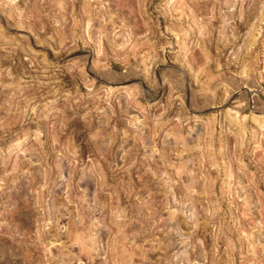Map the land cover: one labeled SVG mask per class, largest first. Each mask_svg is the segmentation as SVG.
Masks as SVG:
<instances>
[{"label": "rangeland", "instance_id": "374dc122", "mask_svg": "<svg viewBox=\"0 0 264 264\" xmlns=\"http://www.w3.org/2000/svg\"><path fill=\"white\" fill-rule=\"evenodd\" d=\"M0 264H264V0H0Z\"/></svg>", "mask_w": 264, "mask_h": 264}, {"label": "built area", "instance_id": "2783aa9c", "mask_svg": "<svg viewBox=\"0 0 264 264\" xmlns=\"http://www.w3.org/2000/svg\"><path fill=\"white\" fill-rule=\"evenodd\" d=\"M250 100H249V105L253 108V109H257L259 107H261L262 105H260L256 99H255V95H250Z\"/></svg>", "mask_w": 264, "mask_h": 264}]
</instances>
